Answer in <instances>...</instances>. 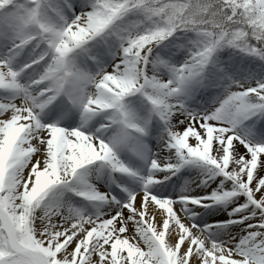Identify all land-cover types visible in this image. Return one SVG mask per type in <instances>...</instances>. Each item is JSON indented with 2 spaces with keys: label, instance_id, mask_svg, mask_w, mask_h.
Returning a JSON list of instances; mask_svg holds the SVG:
<instances>
[{
  "label": "snow or ice",
  "instance_id": "1",
  "mask_svg": "<svg viewBox=\"0 0 264 264\" xmlns=\"http://www.w3.org/2000/svg\"><path fill=\"white\" fill-rule=\"evenodd\" d=\"M0 264H264V0H0Z\"/></svg>",
  "mask_w": 264,
  "mask_h": 264
}]
</instances>
